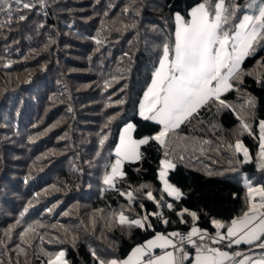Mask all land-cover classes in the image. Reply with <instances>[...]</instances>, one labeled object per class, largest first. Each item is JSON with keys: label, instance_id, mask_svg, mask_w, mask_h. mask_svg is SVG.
<instances>
[{"label": "trees", "instance_id": "16d2710c", "mask_svg": "<svg viewBox=\"0 0 264 264\" xmlns=\"http://www.w3.org/2000/svg\"><path fill=\"white\" fill-rule=\"evenodd\" d=\"M30 2L32 10L11 13V23L0 12V264H47L60 251L64 264L123 260L156 233L188 232L193 222L187 212L177 216L181 210L196 213L195 226L210 235L213 220L227 227L246 212L243 177L264 187L256 158L264 122V48L257 45L245 58L242 82L232 81L233 89L222 96L229 108H201L177 130L186 139L174 136L167 148L154 140L142 145L140 159L125 162L124 175L105 187L122 126L131 122L136 139L160 130L138 115V106L162 45H174V16L188 17L201 0H45L44 7ZM236 2L243 6L239 15L251 13L249 0ZM241 119L249 131L240 128ZM237 140L249 150L250 162L235 153ZM164 159L174 164L166 179L180 191L178 200L162 190ZM121 192H132L134 199ZM121 212L129 219L148 216L152 227L122 226ZM29 226L35 234L22 241Z\"/></svg>", "mask_w": 264, "mask_h": 264}, {"label": "snow or ice", "instance_id": "6c2138e0", "mask_svg": "<svg viewBox=\"0 0 264 264\" xmlns=\"http://www.w3.org/2000/svg\"><path fill=\"white\" fill-rule=\"evenodd\" d=\"M9 2L14 7H5L4 3L0 2V12L8 14L7 23H11V13L20 12L21 8L32 10L34 7L30 0ZM38 2L44 7L45 0ZM242 9L243 6L237 4L236 0H201L191 8L188 17H182L180 14L175 16L174 45H162L158 66L154 68L151 83L140 104V116L146 121L155 122L160 126V130L151 137L135 140L131 135L132 124L123 129L120 143L115 150L116 162L111 165L110 174L104 177L106 185H113L117 177L124 175L121 171L124 160L140 159L141 145L154 140L161 148H167L174 136L177 139H186L179 137L177 130L198 115L201 108L212 103L216 104L217 110L230 107L222 96L233 89L232 81L242 82L244 73L241 65L245 58L252 55L257 45L264 48V0H249L247 9L251 14L244 12L242 16L239 15ZM18 20L24 21L26 16L19 15ZM96 43L101 41L97 40ZM4 66L8 67L7 64ZM240 128L245 132L249 131V125L243 119ZM259 129V168L264 170V122L259 124ZM105 139L107 137L99 141L101 146L104 145ZM202 143L207 144L208 141L204 140ZM234 147L235 153H242L243 161L248 162L249 150L244 144L237 140ZM168 154L165 151L166 157ZM171 168H174V164L170 160H161L159 179L163 183V191L178 200L181 193L166 179ZM253 193L259 195L257 203L252 202ZM120 195H126L129 202L134 199L132 192H121ZM147 199L153 200L152 192H148ZM248 199V210L242 217L231 221L226 234L220 231L225 225L213 220L215 236L208 237L207 232L195 226L196 213L184 209L176 215L183 217L187 212L191 217L193 226L186 235L177 231H171L167 235L156 233L154 238L146 243L133 247L126 259L99 260V264H177V258L180 264H184L189 261V252L182 247L185 244L191 245L195 250L194 259L189 261V264H225L226 261H236L237 257L242 258L236 261V264H264V255L253 259L240 251L229 254L228 251L209 247L206 242L207 237L213 245L223 244L224 247L232 248L234 244H244L264 250V187L249 186ZM172 207L168 204L169 210H172ZM154 215L162 219L159 212ZM117 219L122 226L152 227L151 224H146L148 216L129 219L121 212ZM162 222L165 225L169 223L166 219ZM180 223H185L183 218ZM8 231L10 233L11 228ZM29 232L35 234L33 226H29L20 234L22 241ZM40 239L43 240V236H40ZM154 249H160L162 254L152 255ZM92 255L99 259L95 252ZM63 257V251L57 252L49 256L47 264H64Z\"/></svg>", "mask_w": 264, "mask_h": 264}, {"label": "rangeland", "instance_id": "374dc122", "mask_svg": "<svg viewBox=\"0 0 264 264\" xmlns=\"http://www.w3.org/2000/svg\"><path fill=\"white\" fill-rule=\"evenodd\" d=\"M249 14H251V13H249ZM177 15V14H176ZM175 15V16H176ZM175 16H174V23H175ZM174 40H175V32H174ZM151 83V82H150ZM150 85V84H149ZM144 96V95H143ZM143 96H142V98H141V100H140V104H141V102H142V100H143ZM140 104H139V106H138V115L140 116ZM141 117V116H140ZM142 118V117H141ZM153 122V121H152ZM261 123V122H260ZM259 123V124H260ZM128 124H132L131 122H127L126 124H124L123 126H122V128H121V130H120V133H119V135H118V141H117V144H116V146H115V148H114V150H113V153H114V155H115V158H114V160H113V162H112V164H114L115 162H116V159H117V157H116V154H115V150H116V147L119 145V143H120V135H121V133H122V131H123V129L124 128H126L127 127V125ZM133 125V124H132ZM133 134H134V126H133V131H132V133H131V135H132V138L133 139H135V140H139V139H136V138H134V136H133ZM259 134H260V132H259ZM143 138H145V137H143ZM142 139V138H141ZM142 146V145H141ZM140 146V147H141ZM140 149V148H139ZM241 155H242V157H243V154L242 153H240ZM256 158H257V160H258V164H259V148H258V151H257V155H256ZM250 160H251V158H250V156H249V161L248 162H250ZM134 161H136V160H134ZM133 160H124L123 162H122V164H121V171H122V168H123V164L125 163V162H134ZM111 164V165H112ZM172 169V168H171ZM170 170V169H169ZM168 170V171H169ZM160 171V170H159ZM110 172H111V167H110V170H109V173L108 174H110ZM107 174V175H108ZM118 178H120V177H117L115 180H114V183H115V181L118 179ZM158 178H159V172H158ZM160 180V179H159ZM102 182H103V185L105 186V187H112L113 185H114V183H113V185H106L105 183H104V179L102 180ZM161 182V181H160ZM243 182L244 183H246V182H248L249 183V180H248V178L246 177V176H244L243 177ZM161 184H162V190H163V183L161 182ZM174 187V186H173ZM177 189V188H176ZM178 190V189H177ZM179 191V190H178ZM164 192V191H163ZM180 192V191H179ZM164 193H166V192H164ZM167 194V193H166ZM168 195V194H167ZM169 196V195H168ZM170 198H173V199H176L174 196H169ZM152 239V238H151ZM147 242V241H146ZM146 242H144V243H146ZM143 243V244H144ZM219 250H221V249H219ZM257 250H259L258 248H251L250 250H248V251H246L244 254L245 255H248V256H251V257H253V259H256V258H259L260 256H262L264 253H261L260 251H257ZM222 251V250H221ZM242 258V257H241ZM241 258H239V259H241ZM239 259H237L236 261H238ZM63 260H64V257H63ZM234 264H236V262L234 263Z\"/></svg>", "mask_w": 264, "mask_h": 264}, {"label": "crops", "instance_id": "0c3cea01", "mask_svg": "<svg viewBox=\"0 0 264 264\" xmlns=\"http://www.w3.org/2000/svg\"><path fill=\"white\" fill-rule=\"evenodd\" d=\"M246 184V186H247V193H248V187L249 186H251V187H259V186H253L252 184H251V182L249 181V183L248 182H246L245 183ZM259 201V195L258 194H256V193H253V195H252V202L253 203H257ZM248 203H249V199H248ZM247 210H248V208H247ZM246 210V211H247ZM243 215H241L240 217H242ZM240 217H238V218H240ZM238 218H236V219H238ZM231 224V223H230ZM229 224V225H230ZM228 225V226H229ZM226 229H227V227H225V229L224 230H220L221 231V233L222 234H226ZM215 232H216V230H215ZM215 232L213 233V234H208V237H213V236H215ZM154 238V237H153ZM206 242H207V245L209 246V247H216V248H218V249H221L222 251H228L229 252V254H232V252H230L227 248H222L221 247V245H223V244H216V245H213L212 243H211V240L210 239H207V237H206ZM226 243V242H225ZM233 246H239V245H233ZM252 248H254V246L252 247ZM251 248H248L247 250H245V251H243L242 253H245L246 251H248V250H250ZM171 249H167V251H170ZM189 250H192L193 251V254H192V257H191V260H193L194 259V256H195V250H194V248H192V246L191 245H187V251H189ZM257 251H260L261 253H264V250H257ZM241 252V251H240ZM158 254H162V252H161V250L160 249H154L153 250V252H152V255H158ZM264 255V254H263ZM127 258V257H126ZM125 258V259H126ZM239 258H241V257H237L236 258V260L237 259H239ZM236 261H226L225 262V264H234Z\"/></svg>", "mask_w": 264, "mask_h": 264}, {"label": "built area", "instance_id": "2783aa9c", "mask_svg": "<svg viewBox=\"0 0 264 264\" xmlns=\"http://www.w3.org/2000/svg\"><path fill=\"white\" fill-rule=\"evenodd\" d=\"M178 232H180L182 235L187 234V231H178ZM186 246H187V244L183 245L182 247H184L186 250ZM170 251H172V249ZM177 264H180L179 258H177ZM184 264H186V261L184 262Z\"/></svg>", "mask_w": 264, "mask_h": 264}]
</instances>
